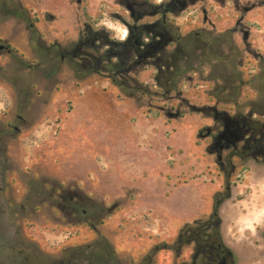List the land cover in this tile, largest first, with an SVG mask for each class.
<instances>
[{"label":"rangeland","instance_id":"obj_1","mask_svg":"<svg viewBox=\"0 0 264 264\" xmlns=\"http://www.w3.org/2000/svg\"><path fill=\"white\" fill-rule=\"evenodd\" d=\"M1 47L0 264L102 241L121 264H192L179 236L227 185L231 263L264 264V154L247 149L264 0H0Z\"/></svg>","mask_w":264,"mask_h":264},{"label":"trees","instance_id":"obj_2","mask_svg":"<svg viewBox=\"0 0 264 264\" xmlns=\"http://www.w3.org/2000/svg\"><path fill=\"white\" fill-rule=\"evenodd\" d=\"M232 129L231 126H227L226 132L218 139L219 146H225L234 141ZM250 141H254V138ZM263 143L264 130L260 133L259 140H256L252 146H248L247 149L254 151L256 154H264ZM231 196L232 191L230 185L226 186L224 192L217 193L214 197V209L211 219L207 222H196L193 227L185 228L178 239L179 247L194 244L197 251L200 250L202 252L201 255L204 262H209L210 258H216V253H221L222 251L231 256L232 253L224 244L221 236L220 219V208L223 202L230 199ZM46 264H121V262L117 259L112 246L108 242L102 241L93 245L68 249L63 258L46 262Z\"/></svg>","mask_w":264,"mask_h":264},{"label":"flooded vegetation","instance_id":"obj_3","mask_svg":"<svg viewBox=\"0 0 264 264\" xmlns=\"http://www.w3.org/2000/svg\"><path fill=\"white\" fill-rule=\"evenodd\" d=\"M195 246V245H194ZM201 251H197L196 247H195V252H194V257H193V262L192 264H197L198 261H200L201 264H223V262H225V264H232L231 263V256L228 254L223 253V251L220 253H216V258H210V261H203L202 260V252Z\"/></svg>","mask_w":264,"mask_h":264},{"label":"water","instance_id":"obj_4","mask_svg":"<svg viewBox=\"0 0 264 264\" xmlns=\"http://www.w3.org/2000/svg\"><path fill=\"white\" fill-rule=\"evenodd\" d=\"M1 50L3 49V47L0 48ZM223 264H225V262H223Z\"/></svg>","mask_w":264,"mask_h":264}]
</instances>
